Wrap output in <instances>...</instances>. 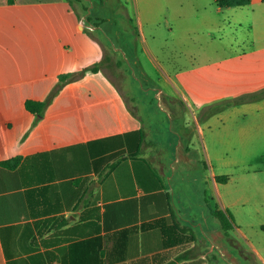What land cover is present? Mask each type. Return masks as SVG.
Instances as JSON below:
<instances>
[{
    "label": "crops",
    "instance_id": "obj_1",
    "mask_svg": "<svg viewBox=\"0 0 264 264\" xmlns=\"http://www.w3.org/2000/svg\"><path fill=\"white\" fill-rule=\"evenodd\" d=\"M192 4L208 34L264 51V0ZM97 50L69 0H0V264H264V220L222 202L229 176L218 179L223 157L206 140L225 81L210 97L194 90L208 88L203 77L193 88L172 80L183 102L171 115L191 112L200 150L192 127L173 140L131 110ZM86 68L36 121L27 99ZM211 207L231 211L230 229Z\"/></svg>",
    "mask_w": 264,
    "mask_h": 264
},
{
    "label": "rangeland",
    "instance_id": "obj_2",
    "mask_svg": "<svg viewBox=\"0 0 264 264\" xmlns=\"http://www.w3.org/2000/svg\"><path fill=\"white\" fill-rule=\"evenodd\" d=\"M71 1L102 52L97 63L101 76L116 83L131 110L173 140L189 126L194 148H202L191 112L182 110V118L171 115L183 102L171 84L177 74L192 88L203 77L208 88L194 90L210 97L218 90L217 81L228 87L224 98L251 92L264 81V51H255L258 45L252 41H221L208 34L210 25L195 11L194 0ZM234 54L240 58L231 59ZM214 105L218 110L224 103ZM205 133L210 151L223 157L222 175L229 176L222 180V202L239 199L245 218L264 220V99L230 105Z\"/></svg>",
    "mask_w": 264,
    "mask_h": 264
},
{
    "label": "trees",
    "instance_id": "obj_3",
    "mask_svg": "<svg viewBox=\"0 0 264 264\" xmlns=\"http://www.w3.org/2000/svg\"><path fill=\"white\" fill-rule=\"evenodd\" d=\"M70 4L73 5V1L69 0ZM216 2L223 7L227 6H242L249 4L251 0H216ZM96 69V68H95ZM87 71L86 69H82L79 72H69V73H64L59 76V82L58 84L52 89L50 94L47 96L46 99L39 100V99H27L26 101V107L28 110L36 114V121H39L42 119V117L45 115L46 110L54 100V98L60 93L61 89L63 86H65L69 81H74V80H79L82 78ZM264 99V86L257 88L251 92H248L246 94L238 95L233 98H224L221 100L224 105L220 107L217 111L224 110L228 108L230 105H237V104H242L246 102H255V101H260ZM220 102V101H219ZM20 160V157H15L13 159H9L6 161L1 162V164H10V165H16ZM225 178L227 179V175L219 176L218 179ZM212 213L215 214L220 222L222 223L223 228L227 231L228 229L231 228V220H233V215L229 210L223 211L218 208H213L211 207ZM186 254L180 255L176 260H179L181 258H184ZM175 261H172L168 264H173Z\"/></svg>",
    "mask_w": 264,
    "mask_h": 264
}]
</instances>
